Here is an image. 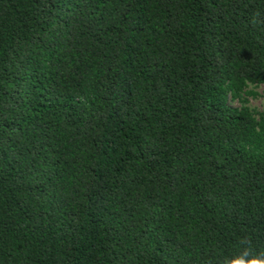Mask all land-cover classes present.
Masks as SVG:
<instances>
[{
	"label": "trees",
	"instance_id": "1",
	"mask_svg": "<svg viewBox=\"0 0 264 264\" xmlns=\"http://www.w3.org/2000/svg\"><path fill=\"white\" fill-rule=\"evenodd\" d=\"M259 95L264 0H0V264L264 250Z\"/></svg>",
	"mask_w": 264,
	"mask_h": 264
},
{
	"label": "clouds",
	"instance_id": "2",
	"mask_svg": "<svg viewBox=\"0 0 264 264\" xmlns=\"http://www.w3.org/2000/svg\"><path fill=\"white\" fill-rule=\"evenodd\" d=\"M239 251L234 255L224 256L218 264H264V250H256L249 237H241Z\"/></svg>",
	"mask_w": 264,
	"mask_h": 264
},
{
	"label": "rangeland",
	"instance_id": "3",
	"mask_svg": "<svg viewBox=\"0 0 264 264\" xmlns=\"http://www.w3.org/2000/svg\"><path fill=\"white\" fill-rule=\"evenodd\" d=\"M255 91L261 95V88L255 89ZM257 96L256 98H249V105L252 108H255L257 110H263L264 109V100L261 96ZM233 106H239L238 103L234 102L232 103Z\"/></svg>",
	"mask_w": 264,
	"mask_h": 264
}]
</instances>
